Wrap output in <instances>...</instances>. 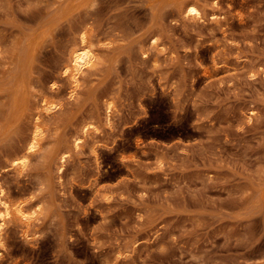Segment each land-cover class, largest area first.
I'll use <instances>...</instances> for the list:
<instances>
[{"label":"rangeland","instance_id":"1","mask_svg":"<svg viewBox=\"0 0 264 264\" xmlns=\"http://www.w3.org/2000/svg\"><path fill=\"white\" fill-rule=\"evenodd\" d=\"M81 31L98 60L73 90ZM0 189L39 205L0 264H264V0H0Z\"/></svg>","mask_w":264,"mask_h":264},{"label":"bare ground","instance_id":"2","mask_svg":"<svg viewBox=\"0 0 264 264\" xmlns=\"http://www.w3.org/2000/svg\"><path fill=\"white\" fill-rule=\"evenodd\" d=\"M183 13H184L185 17L189 18L190 20H192L194 22L199 23V22L204 21L203 12L199 9V7H197L194 4H189L186 8H184ZM211 20L214 22H217L218 16H216L215 14H212ZM78 39L79 40H78V44H77L76 48H73L70 51L69 56H68V60H67L68 63L61 72L62 77L66 78V80L72 86L73 90H75L78 87V84L80 81L79 77L84 72V70L91 68L96 63V61L98 60V54L96 52V49L93 46L92 42L90 41L86 31H81L78 35ZM33 46H34V44H33ZM150 47L153 50H155L156 52H159V53L164 52V48L162 46L158 45L155 40L151 41ZM30 55H32V53ZM142 55L144 58L148 57V53H146V52H143ZM24 63H26V62H23V64L21 63V65H25ZM22 68H24V67H22ZM212 68L216 69L217 64H214ZM23 73H21V74H23ZM53 85H55V84H53ZM16 99H18V98H16ZM14 103H16V102H14ZM40 107H41V112H38L34 115V122L32 124L31 136L29 137V140L27 141L28 143L26 144L25 151L23 150L24 152L21 153V156H16L14 158V160L11 162L12 163L11 165L13 167L23 169L28 163L29 155L32 153H35L36 151H38L40 149V140H41V137L44 133L43 128H42L43 122H42V118H41V113L48 114L53 109H55L57 106L54 103L48 102L46 100L45 95H44L40 101ZM113 109H114L113 104L111 102H107L106 108H105V119L107 120L108 124L111 123V117L113 114ZM251 114H253L252 111H251ZM95 132H98V129L94 125H92V124L86 125L83 129L82 136H76L74 138L73 148L78 149L81 146V144L83 143L84 138L87 135H91ZM67 158H68L67 152H60L59 153L58 160H59L60 164L57 167L58 174L62 173L63 164L66 162ZM38 208H39L38 204L31 203V204L25 205V204H21L18 202H12L9 198H7L5 196V193L3 192V190L0 189V235L3 232V228L6 226L8 220H10L12 218H16L17 220H19L22 223L23 227L25 228L23 235L25 237H27L28 236V234H27L28 230L27 229L36 220L37 215H38ZM257 247H260V246H257Z\"/></svg>","mask_w":264,"mask_h":264}]
</instances>
